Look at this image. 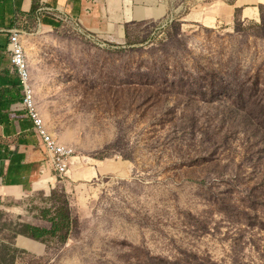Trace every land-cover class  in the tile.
I'll return each mask as SVG.
<instances>
[{
  "label": "rangeland",
  "instance_id": "1",
  "mask_svg": "<svg viewBox=\"0 0 264 264\" xmlns=\"http://www.w3.org/2000/svg\"><path fill=\"white\" fill-rule=\"evenodd\" d=\"M172 1L163 40L34 31L53 76L37 102L74 155L55 185L2 202L4 264H264V37L236 31L260 10L208 27ZM63 197L81 228L63 248L2 250L18 224L50 227Z\"/></svg>",
  "mask_w": 264,
  "mask_h": 264
},
{
  "label": "crops",
  "instance_id": "2",
  "mask_svg": "<svg viewBox=\"0 0 264 264\" xmlns=\"http://www.w3.org/2000/svg\"><path fill=\"white\" fill-rule=\"evenodd\" d=\"M216 1L191 0L192 10L184 20L191 18L203 26L214 27L223 16L234 17L235 8H243L245 18H251L247 14L253 13L256 19V14L259 16L257 7L264 5V0H234L232 4L226 0ZM176 7L178 4L174 8L172 0H0V207L5 200L19 202L57 183L53 165L23 102L21 80L11 64L13 30H22L21 42L30 70V82L37 109L44 118L46 115L37 101L50 92L53 76L47 75L46 63L32 55V51L37 54L41 51L40 46L32 44L36 36L34 31L49 36L74 33L84 39L126 43L127 36H149L161 30L174 18ZM33 10H36V28L29 32L20 25L29 19L27 15ZM91 168L88 166V173H92ZM2 244L16 245L38 256L46 252L41 242L23 235H18L13 243Z\"/></svg>",
  "mask_w": 264,
  "mask_h": 264
},
{
  "label": "trees",
  "instance_id": "3",
  "mask_svg": "<svg viewBox=\"0 0 264 264\" xmlns=\"http://www.w3.org/2000/svg\"><path fill=\"white\" fill-rule=\"evenodd\" d=\"M260 10V22L251 21L249 25L243 26L242 24H238L236 27L237 32L241 33H250L254 34L257 37H264V5L260 4L258 6ZM35 12L33 10L30 14H28V18L23 22L21 28L28 30L29 32H33L36 28V20H35ZM175 29V25H171L167 27L164 32H162V36L159 40H163L166 37L173 36V31ZM74 34V33H73ZM135 35V34H134ZM77 36V35H74ZM132 36V35H130ZM127 36V42L128 38ZM1 55V52H0ZM20 78V77H19ZM21 84V83H20ZM22 87V86H21ZM2 96V94L0 95ZM262 106L264 105V100L260 101ZM264 123V115L260 118ZM56 209H46L43 211L42 215L45 219L49 220L51 223L50 227H41L35 226L31 224H18L14 227L13 238L15 239L18 235H23L25 237H29L41 243L47 245V249H50L51 243L57 240L60 243V249L63 248L69 241V239L80 232V223L79 220L72 216L71 206L69 201L66 198H62L61 204L55 207ZM3 215L0 213V216ZM15 251H19L13 245L10 244H2V250L6 252H10L8 249ZM14 259L15 256H12ZM6 261L5 256L0 258V264H4ZM12 264V263H11Z\"/></svg>",
  "mask_w": 264,
  "mask_h": 264
},
{
  "label": "built area",
  "instance_id": "4",
  "mask_svg": "<svg viewBox=\"0 0 264 264\" xmlns=\"http://www.w3.org/2000/svg\"><path fill=\"white\" fill-rule=\"evenodd\" d=\"M21 32L13 30L10 43V60L14 70L21 80L23 89V102L28 115L33 121L34 129L46 145V155L52 163L54 172L59 178H63L67 173L71 158L74 155L72 149L64 146L51 134L45 124L44 118L37 109L34 90L30 82V70L27 63L26 53L21 42Z\"/></svg>",
  "mask_w": 264,
  "mask_h": 264
},
{
  "label": "water",
  "instance_id": "5",
  "mask_svg": "<svg viewBox=\"0 0 264 264\" xmlns=\"http://www.w3.org/2000/svg\"><path fill=\"white\" fill-rule=\"evenodd\" d=\"M171 22H172V20H170V22H169V23H171ZM169 23H168V24H169ZM168 24L164 25V26H163L161 29H164V28H166ZM18 30H19V31L22 33V30H20V29H18ZM87 39H88V38H87Z\"/></svg>",
  "mask_w": 264,
  "mask_h": 264
}]
</instances>
